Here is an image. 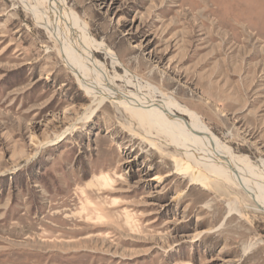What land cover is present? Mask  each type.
<instances>
[{
    "label": "rangeland",
    "instance_id": "rangeland-1",
    "mask_svg": "<svg viewBox=\"0 0 264 264\" xmlns=\"http://www.w3.org/2000/svg\"><path fill=\"white\" fill-rule=\"evenodd\" d=\"M63 1L119 88L168 95L264 167V0ZM22 5L0 0V264H264L256 201L96 105Z\"/></svg>",
    "mask_w": 264,
    "mask_h": 264
},
{
    "label": "bare ground",
    "instance_id": "bare-ground-1",
    "mask_svg": "<svg viewBox=\"0 0 264 264\" xmlns=\"http://www.w3.org/2000/svg\"><path fill=\"white\" fill-rule=\"evenodd\" d=\"M21 2L33 15L35 21L44 27L54 38L53 40H56L57 51L74 74L79 86L87 93L97 95V100L94 99L96 105L109 100L118 108L127 109L131 112V116H136L140 120V123L141 121L147 123L149 127L155 129L156 135L163 136L160 137L161 144H165L166 138L170 139L182 156L193 162V167L199 170L190 175L194 182L206 186L211 176L215 175L248 193L257 203L254 208L264 211V167L261 162L256 163L246 155L231 152L205 128L193 110L173 102L168 95L159 98L148 90L137 92L133 89L119 88L107 64L96 59L92 49L80 41L79 38L84 35L78 30L79 25L73 21L71 10L63 0H21ZM80 27L87 33L83 26ZM86 35L99 48H103L104 53L115 59L108 48L89 34ZM91 111L92 109H88L84 115L88 116ZM175 111L188 116L192 123L190 127L194 131H188L189 126ZM144 136L151 144L160 147L155 143V136L151 134ZM187 166L181 163L178 169H185ZM108 174V170H103L93 180H99ZM104 182L106 183L107 179ZM258 203H261L262 207ZM227 206L229 213L237 211L231 203H227Z\"/></svg>",
    "mask_w": 264,
    "mask_h": 264
}]
</instances>
